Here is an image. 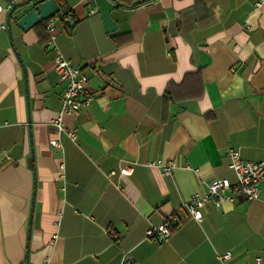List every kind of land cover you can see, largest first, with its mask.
Here are the masks:
<instances>
[{
  "label": "crops",
  "instance_id": "1",
  "mask_svg": "<svg viewBox=\"0 0 264 264\" xmlns=\"http://www.w3.org/2000/svg\"><path fill=\"white\" fill-rule=\"evenodd\" d=\"M39 1L0 0V264H264V181L200 221L185 206L236 181L226 149L264 160V6L57 0L73 15L56 45L95 93L64 115L72 140L53 124L64 83L46 21L16 24ZM161 158L179 167L165 175ZM171 212L169 240L148 238Z\"/></svg>",
  "mask_w": 264,
  "mask_h": 264
},
{
  "label": "built area",
  "instance_id": "2",
  "mask_svg": "<svg viewBox=\"0 0 264 264\" xmlns=\"http://www.w3.org/2000/svg\"><path fill=\"white\" fill-rule=\"evenodd\" d=\"M138 1L143 2L146 0ZM255 4L257 7H262L264 6V0H256ZM2 11H4V7L0 3V13ZM62 17H66L64 10L58 11L46 20V29L49 33L47 43L55 47V70L59 74L60 80L64 83V90L61 94L62 108L54 119L53 124L57 132H65L70 139L76 140L78 128L68 127L64 121V115L77 113L90 104L95 98V93L88 87V77L70 59L66 58L56 45V22ZM1 26L5 27L4 24H1ZM57 144H60V142L57 141ZM225 155L229 158V167L234 171L236 181L232 182L228 178L217 179L209 184L205 193H194L192 195L191 199L185 203V206L190 210L192 216L199 221L203 219L202 208L206 204L221 206L225 200L234 201L238 196H244L247 199H257L261 196L260 185L264 181V160H245L242 158L240 150L232 147L226 149ZM149 164L159 166L165 175H171L179 167L175 159L161 158L156 161H150ZM61 166L63 168L64 164ZM130 171L127 168L121 170L125 174L130 173ZM176 220V213H169L161 224L152 225L147 229V237L155 238L161 242L169 240L173 233L172 226ZM112 234L117 237L114 231H112ZM231 257L232 253L230 251L219 256L223 261H228ZM120 264H131L128 253L122 256Z\"/></svg>",
  "mask_w": 264,
  "mask_h": 264
},
{
  "label": "water",
  "instance_id": "3",
  "mask_svg": "<svg viewBox=\"0 0 264 264\" xmlns=\"http://www.w3.org/2000/svg\"><path fill=\"white\" fill-rule=\"evenodd\" d=\"M17 5L14 4L9 12V18ZM61 10V5L57 0H42L35 3L30 9L22 14L17 20L16 24L24 30H28L35 25L46 21L58 11Z\"/></svg>",
  "mask_w": 264,
  "mask_h": 264
},
{
  "label": "trees",
  "instance_id": "4",
  "mask_svg": "<svg viewBox=\"0 0 264 264\" xmlns=\"http://www.w3.org/2000/svg\"><path fill=\"white\" fill-rule=\"evenodd\" d=\"M61 10H64V12H65L66 15H73V12H72V10L70 8H66L65 6H61ZM177 226L178 225H173L172 226L173 230L175 228H177Z\"/></svg>",
  "mask_w": 264,
  "mask_h": 264
}]
</instances>
